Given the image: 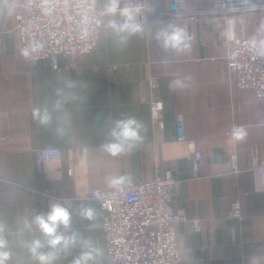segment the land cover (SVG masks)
Here are the masks:
<instances>
[{"label":"crops","instance_id":"0c3cea01","mask_svg":"<svg viewBox=\"0 0 264 264\" xmlns=\"http://www.w3.org/2000/svg\"><path fill=\"white\" fill-rule=\"evenodd\" d=\"M98 2L104 7V0ZM131 2L158 9L168 0ZM186 3L205 6L208 0ZM13 15L12 0H0V223L10 233H15L22 216L46 211L56 198L87 203L98 211L96 226L74 216L73 227L97 242L104 253L101 264H110L104 212L90 190L108 188L110 176L126 174L134 183L169 170L180 183L174 204L182 214L176 226L178 264H247L249 255L264 254V187L254 169L255 160L264 155V103L256 100L252 89L235 86L221 73L223 35L264 36V14L258 25L242 16L150 22L125 47L118 46L109 31L99 36L90 53L77 58V69L67 68L62 55L59 69L46 58L24 61L12 29ZM170 24L187 28L193 37L191 50L167 54L168 63L161 64L165 54L153 37ZM151 77L157 82L153 89ZM175 77H191L188 87L169 91L168 81ZM152 98L162 104L161 127L152 118ZM57 100L62 107L53 110L51 125L33 120L34 107L47 103L52 109ZM129 114L143 122V142L131 154L111 157L100 144L112 122ZM178 114L183 116L186 137L206 153L196 172L190 148L177 139ZM233 126H243L246 139L233 140ZM58 128L65 134L59 135ZM45 147H59L62 154L40 171L34 151ZM232 157L237 169L232 168ZM235 200L240 218L230 214ZM9 238L14 252L10 264H32L16 247L14 236ZM78 254L79 248L73 249L59 264H71Z\"/></svg>","mask_w":264,"mask_h":264},{"label":"built area","instance_id":"2783aa9c","mask_svg":"<svg viewBox=\"0 0 264 264\" xmlns=\"http://www.w3.org/2000/svg\"><path fill=\"white\" fill-rule=\"evenodd\" d=\"M12 3V29L19 39L18 53L25 61L46 58L54 69H59L58 56L62 55L67 68L77 69V58L90 53L97 46L99 36L111 31L98 0H12ZM138 7L144 28L156 21L202 18L227 21L235 16L251 18L264 14V0H208L207 5L197 7L188 6L186 0H168L158 9L143 4ZM221 43L225 48L222 75L239 88H251L257 101L264 103V36L224 34ZM29 46L36 50L25 59L21 51ZM156 84V79L151 77L149 86L153 89ZM161 108V101L152 98V118L160 127ZM176 133L177 139L185 141L190 148L192 171L196 172L206 153L196 147L195 139L186 137L182 114L176 118ZM61 154L59 147H45L36 149L34 158L39 170L44 171L47 162L59 159ZM231 164L237 169L234 157ZM254 169L264 187V155L255 160ZM179 185L171 171L165 170L149 180L131 183L123 193L109 187L90 190V196L104 212L102 226L110 264L179 263L176 226L182 214L174 209L179 200ZM230 209L232 217L240 218L237 200Z\"/></svg>","mask_w":264,"mask_h":264},{"label":"clouds","instance_id":"9594fccd","mask_svg":"<svg viewBox=\"0 0 264 264\" xmlns=\"http://www.w3.org/2000/svg\"><path fill=\"white\" fill-rule=\"evenodd\" d=\"M104 17H109L107 27L116 37V43L125 47L134 36L144 32V24L138 18V5L128 0H104ZM119 17V19H117ZM154 40L165 54L161 64H167V54H184L191 50L192 35L186 27L170 24L161 27L154 33ZM36 50L35 47H25L21 55L28 59ZM191 77H175L168 81L171 92L183 90L188 87L186 81ZM62 101L57 100L49 108L47 103L32 109V118L39 125L47 127L52 123L53 110H59ZM57 133L64 135L65 130L58 128ZM144 125L134 115H124L112 122L107 132L106 140L100 144L101 150L111 157L131 154L144 139ZM247 132L243 126H233L230 137L236 142L246 139ZM107 186L118 193H123L131 186L132 178L121 174L107 178ZM98 211L90 204L81 202L79 205L67 198H56L50 202L46 211H37L24 215L19 219V226L15 233H10L7 227L0 223V264H10L14 252L9 236L15 238L16 247L25 253L32 264H59L62 257L71 254L73 249L79 248V254L74 256L71 264H101L103 249L91 237L84 236L73 227L74 216L88 221L90 227L96 226ZM264 254L253 253L249 255L247 264H261ZM23 264V261H18Z\"/></svg>","mask_w":264,"mask_h":264},{"label":"rangeland","instance_id":"374dc122","mask_svg":"<svg viewBox=\"0 0 264 264\" xmlns=\"http://www.w3.org/2000/svg\"><path fill=\"white\" fill-rule=\"evenodd\" d=\"M103 7V6H102ZM139 18V17H138ZM247 21H250V22H252V25H258V24H260L261 22V20H263V19H261V18H259L256 14L253 16V17H251V18H247V17H244ZM105 20V19H104ZM107 22V21H106ZM260 22V23H259ZM103 34V33H102ZM17 35V34H16ZM255 36H260V35H258V34H256ZM18 38V37H17ZM18 42H19V39H18ZM18 49H19V43H18ZM87 54V53H86ZM39 59H41V58H39ZM35 60V59H34ZM25 61V60H24ZM27 61H31V60H27ZM78 65V64H77ZM224 65H225V63H224ZM221 73H222V71H221ZM235 85V84H234ZM236 86V85H235ZM251 89V88H250ZM253 93H254V91H253ZM254 96H255V94H254ZM256 98V97H255ZM257 100V99H256ZM94 188V187H93ZM104 230V229H103ZM104 235H105V232H104ZM105 246H106V241H105ZM106 253H107V250H106Z\"/></svg>","mask_w":264,"mask_h":264}]
</instances>
